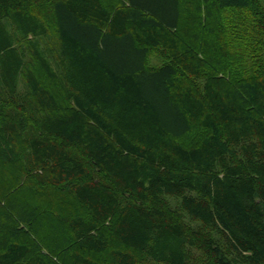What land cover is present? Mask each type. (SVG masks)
Listing matches in <instances>:
<instances>
[{
  "label": "trees",
  "instance_id": "trees-1",
  "mask_svg": "<svg viewBox=\"0 0 264 264\" xmlns=\"http://www.w3.org/2000/svg\"><path fill=\"white\" fill-rule=\"evenodd\" d=\"M254 3L0 0V264H264Z\"/></svg>",
  "mask_w": 264,
  "mask_h": 264
},
{
  "label": "rangeland",
  "instance_id": "rangeland-1",
  "mask_svg": "<svg viewBox=\"0 0 264 264\" xmlns=\"http://www.w3.org/2000/svg\"><path fill=\"white\" fill-rule=\"evenodd\" d=\"M47 6H44L45 8ZM225 16H232L236 29L233 30L231 38L233 42L231 64L234 68L236 66H244L245 63H258L264 66V4L260 0H255L254 7L242 10H230L225 12ZM261 17V20H256ZM257 52L260 54L259 61L257 60ZM159 54L154 53L152 57V64L157 65L162 60L157 57ZM211 256L207 249H195L191 254L190 264H212ZM19 264H24L19 263ZM140 264H149L146 261Z\"/></svg>",
  "mask_w": 264,
  "mask_h": 264
}]
</instances>
